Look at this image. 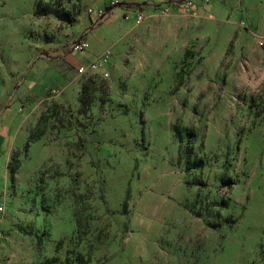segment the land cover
Wrapping results in <instances>:
<instances>
[{
    "label": "rangeland",
    "instance_id": "obj_1",
    "mask_svg": "<svg viewBox=\"0 0 264 264\" xmlns=\"http://www.w3.org/2000/svg\"><path fill=\"white\" fill-rule=\"evenodd\" d=\"M255 34L264 0H0V264H264Z\"/></svg>",
    "mask_w": 264,
    "mask_h": 264
},
{
    "label": "built area",
    "instance_id": "obj_2",
    "mask_svg": "<svg viewBox=\"0 0 264 264\" xmlns=\"http://www.w3.org/2000/svg\"><path fill=\"white\" fill-rule=\"evenodd\" d=\"M145 11H156V9L150 6L148 7V9H146L143 5H140L139 7H131L125 11L124 19L126 21H132L135 25H140L147 18ZM106 16L107 15H105L104 11H101V13L99 14V17L101 18H104ZM254 37L256 38L259 46H264V36L255 34ZM88 46V41L86 39H81L72 45V53L78 54L82 51H85L88 49ZM110 58L111 54L107 52L103 54L101 58L93 61L88 65L82 64L79 68V73L84 74L91 70L92 72L102 73L105 78H109V74L106 72V69L108 68ZM0 212H2V208H0Z\"/></svg>",
    "mask_w": 264,
    "mask_h": 264
},
{
    "label": "crops",
    "instance_id": "obj_3",
    "mask_svg": "<svg viewBox=\"0 0 264 264\" xmlns=\"http://www.w3.org/2000/svg\"><path fill=\"white\" fill-rule=\"evenodd\" d=\"M74 54V53H73ZM95 55L92 51H87V53H79L77 59L79 63L82 64H90L94 61ZM53 69L49 70V67L45 64H35L33 70L31 71V75L33 79H30L29 83H37L39 86L38 93H43L49 89L52 85L55 84L56 79L58 78L59 73L52 67Z\"/></svg>",
    "mask_w": 264,
    "mask_h": 264
},
{
    "label": "bare ground",
    "instance_id": "obj_4",
    "mask_svg": "<svg viewBox=\"0 0 264 264\" xmlns=\"http://www.w3.org/2000/svg\"><path fill=\"white\" fill-rule=\"evenodd\" d=\"M85 51H88V50H85ZM85 51H82V52H85ZM82 52H80V53H82ZM79 54V53H78Z\"/></svg>",
    "mask_w": 264,
    "mask_h": 264
}]
</instances>
